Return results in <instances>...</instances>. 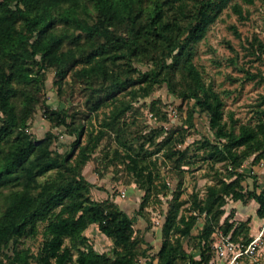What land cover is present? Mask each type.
I'll use <instances>...</instances> for the list:
<instances>
[{
	"label": "trees",
	"instance_id": "trees-1",
	"mask_svg": "<svg viewBox=\"0 0 264 264\" xmlns=\"http://www.w3.org/2000/svg\"><path fill=\"white\" fill-rule=\"evenodd\" d=\"M230 1L0 0V264H215V227L238 240L245 226L229 215L221 221L228 198L255 199L257 214L264 218V188L257 191L255 182L245 187L246 174L239 170L251 155L264 157V118L237 127L225 119L224 98L195 62L197 44ZM232 7L245 17L239 3ZM49 69L59 93L68 75L83 84L96 117L100 108H110L96 118L99 124L92 115L90 126L78 122L65 102L56 107L48 102L42 91ZM163 84L175 97L194 100L189 125L197 110L208 113L217 141L204 143L210 156L229 162L231 170L207 187L206 196L195 199L197 212L180 215V203H171L161 219L156 254H145L141 262L142 239L135 234L133 217L110 197H93L83 168L108 132L115 131L127 147L129 170L145 190L140 209L145 207L153 171L142 163L144 145L136 149L121 130L134 100L149 97ZM39 110L51 127L36 138L30 125ZM60 127L75 136L65 151L53 147ZM101 150L109 156V150ZM203 214L196 257L182 237ZM91 225L112 240L110 252L90 243L86 230ZM39 235L43 240L37 251L23 244ZM245 237L248 243V227Z\"/></svg>",
	"mask_w": 264,
	"mask_h": 264
},
{
	"label": "rangeland",
	"instance_id": "rangeland-1",
	"mask_svg": "<svg viewBox=\"0 0 264 264\" xmlns=\"http://www.w3.org/2000/svg\"><path fill=\"white\" fill-rule=\"evenodd\" d=\"M234 3L242 6L244 18L233 10ZM195 62L204 79L211 82L224 98L225 119L237 127L242 122L255 124L260 117L264 118V0H231L210 25L205 38L197 44ZM136 63L143 69L148 67L147 63ZM55 77L52 69L46 72L42 92L48 102L53 107L65 102L70 111L80 117L78 122L90 126L92 115L94 123L99 124L97 119L110 108H100L99 118L96 117L87 103V91L79 80L68 75V82L59 93ZM193 104V99L175 97L163 84L149 97L134 100V108L123 118L125 123L121 133L136 149L144 145L143 151L146 152H142L145 153L142 154V163L153 171L151 191L142 209L140 203L145 190L139 187L135 175L129 170L124 158L127 147L117 141L115 131L108 132L99 150L83 168L85 177L92 183L93 197L99 200L110 197L133 217L135 234L142 239L139 243L141 262L146 258L145 254H156L162 241L163 221L171 203L174 200L180 203V215L197 212L195 199L206 196L207 187L227 177L231 170L229 162L211 157L209 146L204 143L217 141L210 128L208 113L197 110L194 125L187 123ZM50 127V122L39 110L31 120L30 131L40 138ZM55 134L53 147L57 151L68 149L75 139L62 127L55 128ZM101 149L109 150V156L105 157V150ZM175 150L176 153L172 154ZM254 156L247 158L239 170L246 174L244 186L252 188L255 182L257 191H260L264 188V157L256 160ZM224 206L221 221L229 215L237 223L244 222L237 241L249 245L260 233L259 203L253 198L245 201L228 198ZM2 208L0 199V213ZM204 220V214L200 215L192 232L182 237L184 247L196 257H199L200 246L198 233ZM247 227L248 237H251L248 243L245 242ZM86 233L97 250L111 251L112 240L97 225H91ZM42 240L39 235L24 239L23 244L37 251ZM212 259L215 264H231L229 255L218 257L214 252ZM179 264L185 262L180 260ZM234 264H264V236Z\"/></svg>",
	"mask_w": 264,
	"mask_h": 264
},
{
	"label": "built area",
	"instance_id": "built-area-1",
	"mask_svg": "<svg viewBox=\"0 0 264 264\" xmlns=\"http://www.w3.org/2000/svg\"><path fill=\"white\" fill-rule=\"evenodd\" d=\"M215 240L213 243V249L218 257H231V264H234L238 258L250 251L251 246L254 243H258L264 236V218L260 224V233L257 237L252 239L249 245L240 243L231 237L230 233H225L222 228L215 227Z\"/></svg>",
	"mask_w": 264,
	"mask_h": 264
},
{
	"label": "crops",
	"instance_id": "crops-1",
	"mask_svg": "<svg viewBox=\"0 0 264 264\" xmlns=\"http://www.w3.org/2000/svg\"><path fill=\"white\" fill-rule=\"evenodd\" d=\"M262 221V220H261ZM261 224V223H260Z\"/></svg>",
	"mask_w": 264,
	"mask_h": 264
}]
</instances>
